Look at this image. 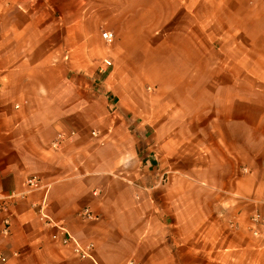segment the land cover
<instances>
[{
	"label": "crops",
	"instance_id": "crops-1",
	"mask_svg": "<svg viewBox=\"0 0 264 264\" xmlns=\"http://www.w3.org/2000/svg\"><path fill=\"white\" fill-rule=\"evenodd\" d=\"M207 2L218 3L149 0L145 17L135 0H0V199L8 205L0 252L7 264H264V240L248 229L249 216L264 213V78L206 76L216 69L206 62L216 50L205 41ZM104 32L134 45L152 33L151 49L180 57L155 67L165 75L156 83L161 91L181 93L151 95L148 118L134 127L93 130L82 121L88 114L80 101L100 103L104 115L105 95L64 103V75L100 68ZM171 70L177 74L168 76ZM71 131L72 140L52 147ZM33 175L42 189L28 190ZM44 199L52 219L81 245H94L93 258L52 239L55 230L39 217ZM86 210L92 217L82 216Z\"/></svg>",
	"mask_w": 264,
	"mask_h": 264
},
{
	"label": "rangeland",
	"instance_id": "rangeland-1",
	"mask_svg": "<svg viewBox=\"0 0 264 264\" xmlns=\"http://www.w3.org/2000/svg\"><path fill=\"white\" fill-rule=\"evenodd\" d=\"M135 1L138 5L141 3L143 14L148 17L149 0ZM212 1L218 3L214 5L207 2L201 10L209 34L205 41L216 49L213 53H207L206 62L213 64L216 69L207 71L206 76L264 78V21L261 20L264 16V0H237L238 4L234 5L229 4L232 0ZM165 35L166 33H158L157 37L164 39ZM138 42L140 43L137 44ZM152 44H156L152 33H142L136 45L133 44V39L115 33V40L112 44H106L108 52L102 59L103 62L105 58H109L112 62L105 73L98 68L93 74L84 76L81 75L83 72H79L77 76L74 72L64 75V78L69 79L66 80L68 83L64 89L68 101L64 103L71 106L75 103V98L90 100L92 96H107L110 105L104 115L100 114V103L97 107H92L91 102L80 99L78 107L82 109L83 106L88 114L82 121L88 123L93 130L104 131L107 126L115 124L134 127L138 120L145 121L150 112L151 95L163 93L162 95L176 96L181 93V87L174 86L164 87V91H161L156 83L165 75L155 67L157 61L166 62L170 66V63H175L180 57L177 58L167 48L151 49ZM176 72L171 70L168 76L177 74ZM82 121L77 119L71 124L79 126Z\"/></svg>",
	"mask_w": 264,
	"mask_h": 264
},
{
	"label": "built area",
	"instance_id": "built-area-1",
	"mask_svg": "<svg viewBox=\"0 0 264 264\" xmlns=\"http://www.w3.org/2000/svg\"><path fill=\"white\" fill-rule=\"evenodd\" d=\"M102 38L106 42V44H112L115 40V36L111 32H104L102 34ZM111 65H112V62L110 61V59L105 58L102 62L100 70L103 73H105ZM75 136H76V131H71L69 133H60L57 136L56 140L53 141L52 147L55 149H59L62 147L63 144H65L69 140H72ZM93 136L98 137V133L93 132ZM26 185L29 191L39 190L43 188L42 180L37 175H33L29 177L26 181ZM38 207H39L38 211H39L40 220L43 221L46 227L52 228L55 230L51 236L55 242H59L60 244L64 246L73 245L75 252L82 258H93L92 253H93L94 245L92 243L87 244V245H81L69 233L68 229L64 225L52 219V217H50L46 213V208H47L46 199L40 202L38 204ZM7 209H8V205H7L6 199L4 198L0 199V214ZM82 216L92 217V214L86 210L82 213ZM5 222L7 225L9 224L8 221H5ZM231 226L235 227L236 224L232 223ZM248 229L253 237L264 240V213L260 211H255L254 213H252L249 216ZM0 264H7V259L1 252H0ZM127 264H141V263L135 259H131L128 261Z\"/></svg>",
	"mask_w": 264,
	"mask_h": 264
}]
</instances>
